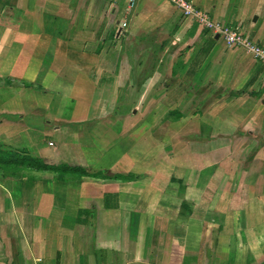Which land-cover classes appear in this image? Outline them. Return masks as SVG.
I'll return each instance as SVG.
<instances>
[{"label": "crops", "instance_id": "crops-1", "mask_svg": "<svg viewBox=\"0 0 264 264\" xmlns=\"http://www.w3.org/2000/svg\"><path fill=\"white\" fill-rule=\"evenodd\" d=\"M0 148L88 171L0 167V264H264V65L170 0H0Z\"/></svg>", "mask_w": 264, "mask_h": 264}, {"label": "built area", "instance_id": "built-area-1", "mask_svg": "<svg viewBox=\"0 0 264 264\" xmlns=\"http://www.w3.org/2000/svg\"><path fill=\"white\" fill-rule=\"evenodd\" d=\"M138 0H129V6L133 7ZM183 14L208 28L211 32L224 38L229 47H242L256 60L264 65V46L260 45L249 36L240 32L238 28L214 22L208 14L188 0H170ZM123 25H126L125 23Z\"/></svg>", "mask_w": 264, "mask_h": 264}, {"label": "trees", "instance_id": "trees-1", "mask_svg": "<svg viewBox=\"0 0 264 264\" xmlns=\"http://www.w3.org/2000/svg\"><path fill=\"white\" fill-rule=\"evenodd\" d=\"M0 167L8 174L10 172H16L18 169L22 167L44 170L48 172H54L60 175L64 174H88V171L77 166H69L66 164H48L38 158H34L33 156L22 154L16 150H6L0 148Z\"/></svg>", "mask_w": 264, "mask_h": 264}, {"label": "rangeland", "instance_id": "rangeland-1", "mask_svg": "<svg viewBox=\"0 0 264 264\" xmlns=\"http://www.w3.org/2000/svg\"><path fill=\"white\" fill-rule=\"evenodd\" d=\"M252 39V38H251ZM255 41V40H254ZM258 43V42H257ZM261 45V44H260ZM263 46V45H262ZM207 246L209 247V245L207 244ZM207 248V247H206Z\"/></svg>", "mask_w": 264, "mask_h": 264}]
</instances>
